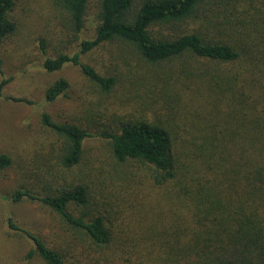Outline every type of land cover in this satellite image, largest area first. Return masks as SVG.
Returning <instances> with one entry per match:
<instances>
[{
  "label": "rangeland",
  "instance_id": "obj_1",
  "mask_svg": "<svg viewBox=\"0 0 264 264\" xmlns=\"http://www.w3.org/2000/svg\"><path fill=\"white\" fill-rule=\"evenodd\" d=\"M99 4L100 0L89 4L80 39L94 38ZM230 9H233L232 0ZM237 11L235 16L227 18L221 13L212 24L205 19H188L164 29V33L225 32L220 23L235 21V27L242 20L237 17L240 9ZM13 19L17 31L0 48L3 61L0 84L7 81L0 96V155L6 154L12 160L8 168L0 169V264H44L38 257H29L31 242L9 227L10 219L21 228L66 248L63 250L68 256L67 264H137L136 256L131 254L137 245H141L139 249L144 254L145 246L155 247L156 258L151 264H174L173 236L186 233L193 226L188 192L192 198L199 193L220 192L218 183H213L210 176H200L199 170L205 169L208 160L206 123L212 127L217 119L221 120L227 101L209 98L210 84L204 85L197 79L202 61L186 55L152 66L131 46L106 42L82 58L100 73L117 78L114 89L103 92L75 65L68 64L57 72L45 70L47 58H54L60 52L72 55L79 52L80 39L71 35L65 14L53 0H20ZM227 32L230 33L228 29ZM60 78L69 82L68 91L56 101L46 102L47 88ZM43 113L58 122L88 128L91 133L112 130L127 119L165 127L176 140L178 154L192 151V156L198 157L194 160L186 154L180 156L188 166L182 173V177L187 176L184 183L188 189H183L178 179L159 187L151 177L150 168L142 163L117 164L107 141L98 136L86 140L81 166L67 171L56 161L60 142L43 125ZM51 178H60L61 184L88 186L90 210L106 216L114 230L109 248L93 249L80 242L38 201L11 200L10 195L22 187L32 189L35 195L52 193L59 185L54 179L50 181ZM192 178L199 181L193 183ZM182 239L188 243L190 236L183 234Z\"/></svg>",
  "mask_w": 264,
  "mask_h": 264
},
{
  "label": "trees",
  "instance_id": "obj_2",
  "mask_svg": "<svg viewBox=\"0 0 264 264\" xmlns=\"http://www.w3.org/2000/svg\"><path fill=\"white\" fill-rule=\"evenodd\" d=\"M19 1L0 0V48L17 31L13 13ZM91 1L53 0L65 14L71 35L76 39H80L85 28ZM230 2L100 0L94 38L80 39L79 52L73 55L60 52L54 58H47L43 65L48 72L60 71L68 64L75 65L96 87L111 92L118 83L117 78L100 73L82 59L83 55L106 42L131 46L152 66H161L186 55L202 61L203 68L197 79L204 85L210 84L209 98L227 101L224 102L227 110L221 120L217 119L212 127L206 123L208 160L205 169L199 170L200 176H210L213 183H218L220 192L217 195L199 193L194 198L188 192L193 226L190 224L192 229L173 236L174 264H264V0H232V10ZM238 9L237 17L242 20H238L235 27V21L221 22L225 32L177 33L173 30V34L164 33V29L188 19H205L212 24L221 13L227 18L235 16ZM2 65L0 55V74ZM6 84V80L1 82L0 96ZM69 87L65 78L55 81L46 90V102L56 101ZM214 106L219 110V105ZM41 120L58 138L56 161L67 171L81 166L86 140L98 136L107 141L117 164L142 163L150 168L151 177L159 187L178 179L179 185L188 189L184 183L187 176L182 177L188 166L180 156L186 154L194 160L198 157L192 156V151L178 154L176 140L163 126L127 119L121 120L112 130L91 133L78 124L58 122L47 113L42 114ZM11 163L9 156L0 155V169L8 168ZM191 181L196 183L199 178ZM54 183H58L59 188L52 193L40 196L32 189L22 187L10 198L15 203L40 202L71 236L93 249L109 248L114 230L106 216L90 210L88 186L84 183L61 184L60 178L54 179ZM8 224L31 242L29 257H38L44 264L68 263L67 253L63 250L66 248L21 228L12 219ZM183 234L190 236L188 243L183 242ZM140 247L134 246L131 253L136 256L137 264H146V261L151 264L156 258L155 247L145 246V254Z\"/></svg>",
  "mask_w": 264,
  "mask_h": 264
}]
</instances>
